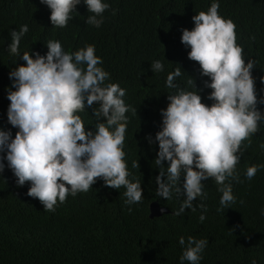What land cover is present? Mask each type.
Listing matches in <instances>:
<instances>
[{
  "label": "clouds",
  "instance_id": "obj_1",
  "mask_svg": "<svg viewBox=\"0 0 264 264\" xmlns=\"http://www.w3.org/2000/svg\"><path fill=\"white\" fill-rule=\"evenodd\" d=\"M8 1L13 16L6 39L12 57L0 70V101H10L8 122L17 129L14 138L10 131L0 130V153L6 152L0 156V173L6 159L17 186L30 182L27 195L39 199L46 212H55L68 196L88 192L97 179L110 188L124 187L126 205L142 202L141 184L129 180L123 151L127 122L133 116L130 111L137 114V108L125 103L126 90L112 83L102 67L103 53L133 50L134 38L121 30L117 6L112 0ZM206 1L189 12L194 15L193 21L185 20L189 29L183 28L181 37L165 42L161 56L149 65L155 79L151 90L168 104L161 109L162 129L155 136L159 143L154 160L159 167L156 195L166 200L184 197L177 216L186 209L195 211L197 198H207L202 181L208 179L222 193L218 211L236 203L232 181L243 182L237 165L264 123V97L257 96L254 80L261 71H256V61L237 44L238 21L222 13V0ZM256 1L264 5V0ZM27 5L37 7L49 17L48 26L59 29L67 27L77 8L79 30L87 24L96 32L112 21L117 28L105 30V35L113 47L99 50L85 43L78 50L74 45L69 48L60 36L40 31L41 40L22 49L21 39L31 24H17L15 18ZM192 5L186 2V8ZM158 10L167 23L171 17L167 4L161 2ZM70 49L72 53L67 52ZM261 73L264 76V69ZM87 108H92L95 131L83 118ZM148 139L151 143L152 138ZM259 147L264 150V142ZM132 167H139L138 162ZM261 168L264 164L247 167L246 179L252 180ZM198 206L203 222L207 207ZM179 244L181 262L199 264L208 240L189 236L186 241L181 236Z\"/></svg>",
  "mask_w": 264,
  "mask_h": 264
},
{
  "label": "trees",
  "instance_id": "obj_2",
  "mask_svg": "<svg viewBox=\"0 0 264 264\" xmlns=\"http://www.w3.org/2000/svg\"><path fill=\"white\" fill-rule=\"evenodd\" d=\"M187 1L193 3L191 8H186ZM205 1L179 0L177 5L176 0H112L122 17L121 30L134 38L133 50H129V54L121 50L115 54L103 53L102 67L110 73L112 83H118L126 90L125 103L137 108V114L130 111L133 116L127 122L123 151L129 180L141 184L142 202L126 205L124 187L110 188L102 179H97L88 192L68 196L55 212H46L39 199L27 195L30 182L17 186L16 177L5 159V169L0 173V264H189L180 260L183 252L179 244L181 236L186 241L189 236L208 240L199 264H252L253 260L256 264H264V215L261 214L264 209V168L252 180L245 177L247 167L264 164V150L259 147L264 142V123L252 136L251 146L244 151L237 165L243 182L232 181L235 204L218 211L222 193L217 191L213 179L202 181L207 198H197L193 202L196 210L186 209L179 216L175 212L184 197L174 195L173 199L166 200L156 195L159 167L154 160L159 143L155 136L162 129L161 109H166L168 104L162 101L158 92L151 90L155 79L149 65L161 56L165 42L181 37L183 28L189 29L185 20L193 21L194 16L189 12ZM161 2L167 4L171 15L167 23L159 15ZM221 11L238 21L237 44L242 46L249 59L256 61L255 69L260 68L262 72L264 5L256 0H222ZM11 16L12 5L8 0H0V70L12 57L8 53L9 38L6 39L12 25ZM72 16L67 27L59 29L49 27V17L37 7H23L15 22L31 26L21 39V48L30 49L41 40L38 37L40 31L60 36L69 48L74 45L78 50L85 47V43L94 44L99 50L113 47L105 30L112 31L117 24L112 21L102 24L96 32L85 24L79 30V8ZM252 36L255 40L250 39ZM67 52L72 53L71 49ZM261 72L254 76L259 98L264 97ZM1 101L0 130L10 131L14 138L17 128L8 122L7 116L10 101L8 104ZM91 112L92 108H87L83 118L95 131V118ZM5 155L6 152L0 153V156ZM134 161L139 167H132ZM164 164L167 167L168 162ZM152 201L167 208L168 212L150 217ZM200 203L207 207L203 222L199 220L203 212L198 206Z\"/></svg>",
  "mask_w": 264,
  "mask_h": 264
},
{
  "label": "water",
  "instance_id": "obj_3",
  "mask_svg": "<svg viewBox=\"0 0 264 264\" xmlns=\"http://www.w3.org/2000/svg\"><path fill=\"white\" fill-rule=\"evenodd\" d=\"M149 210H150V217L157 216L162 214L163 212H168V210L164 207H159L156 201L152 202L149 205Z\"/></svg>",
  "mask_w": 264,
  "mask_h": 264
}]
</instances>
